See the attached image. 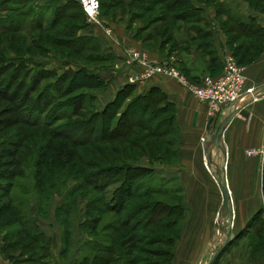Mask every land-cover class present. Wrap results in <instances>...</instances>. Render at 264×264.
<instances>
[{
    "label": "crops",
    "instance_id": "obj_1",
    "mask_svg": "<svg viewBox=\"0 0 264 264\" xmlns=\"http://www.w3.org/2000/svg\"><path fill=\"white\" fill-rule=\"evenodd\" d=\"M189 1L200 9L202 19L194 21L196 25L191 27L194 34L188 39L191 45L185 46L186 54L176 63L184 64L177 68L188 81L197 83L205 75H220L226 59L232 57L246 68L250 87H263L264 0ZM248 20L253 25L251 33L237 38L235 35L242 30L241 22ZM105 21L109 23L108 28L91 23L82 31L95 35L102 54L110 56L98 71L105 86L94 89L97 108L102 109L128 83L135 85L138 94L158 88L175 108L174 156L154 164L145 156L140 160L141 165L153 167L157 173L182 184L185 211L171 264H204L218 229L224 236H227V230L229 234V220L231 234L227 241L240 236L219 258L218 264H264V156L247 154L248 150L264 148V91L255 98L243 100L234 111L233 108L226 109L213 120L208 105L198 101L176 78L164 75L143 78L141 65L126 63L124 48L128 46L147 50L154 61L168 60L132 31L128 19ZM244 38L251 41L249 47L235 49ZM185 73L190 75L189 78ZM230 113L221 147H217L213 142L214 133ZM219 153L225 155L226 170L217 159ZM224 181L229 189L230 204L222 228L219 223L223 204L220 182ZM53 210L54 207L48 217H41L40 223L51 239L54 264H69L62 255V233L55 224ZM259 210H262L261 221L246 230L250 219ZM3 235L0 234V264H14L5 257ZM211 261L212 257L209 264Z\"/></svg>",
    "mask_w": 264,
    "mask_h": 264
},
{
    "label": "trees",
    "instance_id": "obj_2",
    "mask_svg": "<svg viewBox=\"0 0 264 264\" xmlns=\"http://www.w3.org/2000/svg\"><path fill=\"white\" fill-rule=\"evenodd\" d=\"M208 1L214 2V0ZM0 2L3 3L2 1ZM71 3L72 1H68L55 8L53 12L54 15L50 18L54 19L52 22L55 23V19H79V15L76 17V15H73L75 13H72L71 15L67 13V11L72 8ZM102 3L103 1L100 0V19L104 18L107 14H101ZM74 4L78 7L81 19H84V16L87 19L80 1L75 0ZM106 4L108 7H113L117 4V1L106 0ZM127 6L130 11L129 13H131V9L138 10V12L133 11L134 15L129 17V27V22L132 20L130 18H143L147 15L146 13L148 11L151 12L156 6H160L158 7V10L161 11V15H157L156 17L161 20L171 18L176 19L177 21H185L187 19H193V21H195L202 19L200 16V9L193 6L189 0H132ZM216 6H218V2H216ZM39 7L42 6H30L24 15H22V18L30 19L31 24H35L36 19H43L45 14L43 17H41V14L42 9L45 7H42L41 9ZM174 8L181 9L174 13L173 16H170L169 14ZM249 20L241 22L242 30L235 35L237 38L241 37L243 34L249 35L251 33L253 25ZM90 25L91 23L86 25L84 29H87ZM36 27L37 28L28 27L25 31L30 34L36 29H43L42 23ZM176 27H178V29H183V25H176ZM168 30H170V27L169 25H166L163 32ZM0 32L4 33L9 31L3 30ZM136 34L138 35V33ZM142 39L146 42L152 41V38L150 37ZM91 41H95L96 44L90 45ZM245 45L246 43L242 41L235 46V49H240ZM74 46L78 47V54L85 48L100 50V58L102 60L100 62L108 61L110 58L109 55L104 56V54H102L101 45L98 42L97 37L93 34L87 32L79 33L78 42ZM21 61L22 59H16L15 63L12 65L10 59H5L4 61H0V64L6 63L9 66L11 64V66L16 67L14 80H18L17 73L19 70L20 72L21 70H25L24 74L29 78V68L25 66L18 67L17 65L20 64L19 62ZM24 62L25 61H23L21 65L24 64ZM6 70H8V68H6L5 71ZM43 72L51 74L50 71ZM41 73L42 72L39 71L32 76L33 82L24 90L20 99V104L17 101L18 92L19 89L23 87L24 83H21V85L18 83L19 85L17 84V86L11 91V101H15V105L18 107L20 105V107L23 108L25 106L28 107L26 104H29L27 112H34L36 114L35 116L38 117L36 122H33V126H39L43 123L41 119V111L43 113H48L51 106L55 108V105L58 104V100L70 96L76 89L83 90L84 88H91L94 92V89L103 88L105 86V81L101 79L99 72H90L84 68V66H79L72 72L69 78V83L66 87H64L66 75L63 74L59 77L57 76L56 81H51L45 84L35 95V98L30 99L37 90L34 82H38ZM185 74L189 78L188 73ZM12 79L13 77H11V81ZM11 81L7 80L6 83H11ZM135 88V85L132 83L124 85L117 92L116 96L100 110L94 109V104L97 100L96 95L91 92L86 93L82 91L81 93H78V95L68 97L66 99L68 105L65 106L63 110L60 109V111H58L59 114L54 117L61 120L78 116L77 128L73 129L74 132H76L73 139L76 140L78 146L101 144L107 149L111 148L112 152L116 154V158L114 159L119 162L111 163L110 166L101 168L94 173H87L79 166V162L82 161L83 158L78 155V168L74 170V176L78 178H81L82 176V179H85V181L81 184L87 187L90 186V189L85 188L83 193L84 196L87 197L86 213L88 215L83 225L86 227L85 230L88 234L96 233V238H92L90 241L84 243L82 249L84 251H82V254L79 255L78 258H75V261L74 259L71 260L69 264H73V262L74 264H119V262L121 264H171L173 261V251L171 252L157 247L156 249L141 248L138 246V243H149L153 244V246L156 243H162L170 247H175L176 241L179 237L181 221L184 216V202H182V204L177 203L173 205L160 199L148 198L151 194L167 193L162 191L160 186L155 185V187H153L151 183H146V181H141L134 185V180L143 175L148 176L151 180L157 179V177L159 178L157 179L158 181L173 180L157 173L153 167L141 165L140 160L142 158L141 156L144 155L150 159L152 164H154L155 162L167 161L169 157L174 156V142L173 140L172 142L169 141L167 136L174 131L175 108L174 105L167 100L166 95L158 88H152L145 94L136 93ZM8 89L9 88H5L2 92L4 98L8 95ZM85 99H87V101H85ZM28 101L30 102L28 103ZM86 102H89V104ZM70 105H72V108L69 107ZM35 118L32 119L35 120ZM69 130L70 129L65 130L64 132L71 133ZM68 136L72 138L71 135ZM14 138L17 139V141L12 140L10 143L12 148L7 147L6 154L13 158L16 157L19 152H23L25 155L29 150L21 151V141L18 140V137ZM7 141L8 140L6 139L3 143L6 144ZM114 142H117L118 144L112 146L111 144ZM164 144L167 146L172 145L173 148L170 152H168L167 149H163ZM33 146L35 147L36 144ZM40 147L42 146L37 147V149L40 150ZM105 148L102 149V147H99L95 149L102 154V157L109 158L108 154L106 152L104 153V151L107 150ZM0 149L5 150L1 147ZM161 153L162 155L159 156ZM25 160L27 161L26 158ZM65 162L67 163V161ZM36 163L37 166L43 164V160L40 156L38 161H35V164ZM16 164L15 159H13L12 165L16 166ZM24 168L23 165L19 170L12 169L11 171H6L5 169H0V178L11 180L0 189L1 191L3 190L4 194H8L15 185L12 180H14L17 175L23 176L27 179L30 177L34 178V187L37 193H40L42 190L41 186L44 184L42 179L52 181V179L48 178L49 174H54V176L56 175V178L60 179L58 176L59 171L52 167L46 168V172L38 167L34 173H29V175L25 173ZM61 173L67 174V170ZM19 181L20 180H16L17 186H19V184L22 185V182ZM114 181H119L120 185L115 192L109 193L108 188ZM45 189L46 187L44 190ZM96 191H100L101 194L96 193ZM179 191L182 192V187H180ZM65 197H69L68 193L67 195H64V198ZM137 197L140 198V201H133ZM36 200L39 204V197H36ZM7 206L9 207L8 203L4 205V207ZM4 207H0V216L6 211V208ZM35 207L38 206L36 205ZM12 209L15 213L14 220L20 223L19 233L23 234L30 241L21 245L15 261H13L11 257L9 258L14 264H52L54 261L53 255L50 252L51 239L41 226V217L32 216L31 214H35L32 211L31 214H29L15 206ZM262 210H259V212L250 219L246 230L259 224L261 221ZM108 212H113L116 217L112 218L111 221L107 222L99 231H97L98 224L102 220L103 214ZM56 213L58 215L59 212L57 211ZM119 218L122 219L120 223L118 221ZM127 227L131 230L141 227L142 229L149 230L152 235L151 237H148L147 235L136 236L134 234H129L127 236L124 232H121L123 228ZM160 229L168 230L169 232L171 231V233L161 232L159 231ZM7 236L9 235L5 232L3 240H5ZM239 236L240 235H237L232 239H229L226 246H223L224 250L219 256H215V259L211 264H217L219 258L234 243V239ZM67 238V235H64L63 242L66 243ZM9 246L8 243L3 245L4 253ZM65 250L66 248L63 247V256L66 252ZM136 251H143L153 256H162L165 259H143Z\"/></svg>",
    "mask_w": 264,
    "mask_h": 264
},
{
    "label": "rangeland",
    "instance_id": "obj_3",
    "mask_svg": "<svg viewBox=\"0 0 264 264\" xmlns=\"http://www.w3.org/2000/svg\"><path fill=\"white\" fill-rule=\"evenodd\" d=\"M0 1L3 2H0V31H9L4 33L0 32V61L10 59L13 65L16 59H22V61L19 62L20 64H17L18 67L25 66L28 67L30 71V76L28 78V76L24 74L25 70H21V72L19 70L17 73L18 80H14L16 67L11 66V64L9 66L6 63L0 64V147L5 149H0V169H5L6 171H11L12 169L19 170L20 167L24 165L25 173L29 175V173H34L38 167L45 170V172L47 171L46 168L52 167L53 169L59 171L58 176L60 177V179H58L56 178V175L54 176V174H49L48 178L52 179V181L42 179L44 184L41 186L43 191L41 190L40 193H37L35 190L34 178L30 177L27 179L20 175H17L14 180H12L15 185L8 192V194H4L3 190H0V207H4L6 203L9 204V207H4L6 208V211H4V213L0 216V234H5L6 232L9 235L4 240V244L8 243L10 245L6 248L5 257H11L12 260L15 261V258H17L19 254L21 245L30 241L23 234L19 233L20 223L14 220L15 213L12 208L15 206L29 214H31L32 211L35 213L31 214L32 216L48 217L54 207L53 212L56 216L55 224L61 230L62 248H66L65 251L67 252H65L63 256L64 261L71 262L73 259L75 261V258H78V256L82 254V251H84L82 250L83 244L90 241L92 238H96V233L88 234L85 230L86 227L83 225L88 216L86 213L87 197H85L83 193L85 191L84 189H90V186L87 187L81 184L85 181V179H82V176L81 178L74 176V170L78 168V155L83 158L82 161L79 162V166L87 173H94L101 168L110 166L111 163L119 162L114 159L116 158V154L112 152L111 148L107 149L101 144L78 146L76 140L73 139V136L76 133L73 129L77 128L78 116L64 118L61 120L54 117L59 114L58 111H60V109L63 110V108L68 105L66 101L68 97L78 95V93H81L82 91L86 93L94 92L91 88H84L83 90L76 89L70 96H66L58 100V104L55 105V108L51 106L48 113H43L41 111L40 113L43 123L39 126H33V122H36L38 117L35 116L36 114L34 112H27L29 104H26L28 107L25 106L23 108L20 107V105L19 107L15 105V101H11V91L18 83L20 85L21 83H24L23 87H21L18 92L17 101L20 104V99L24 90L31 85L33 82L32 76H34L36 72L40 71L42 73L38 82H34L37 90L30 99L35 98V95L45 84L51 81H56L57 76L59 77L63 74L66 75L64 84V87H66L69 83V78L72 72L79 66H84V68L90 72H98L101 69V66L103 67L107 61L100 62L102 61L100 58L101 52L97 49L91 50L85 48L78 54V47L74 45L78 42L79 33H86L82 31L85 30L84 27L86 25H89V22L85 16L84 19H81L78 7L74 4L75 0ZM68 1H72V8H70L67 13L70 15L75 13L73 15H76V17L79 15L80 18L55 19V23L52 22L54 19L50 18L54 15V9L58 7V5H63ZM102 1L101 14H107L104 18L100 19L101 24L99 25L103 24L105 28L109 27L107 25L109 23L105 20L121 22L128 19L129 21V17L134 15L133 11L138 12L137 9H131V13H129L130 11L127 5L132 0H116L117 4L113 7H108L106 0ZM40 5L45 7L42 9L41 14V17L45 14L43 19H36V23L31 24L30 19L22 18V15H24L30 6ZM42 7L39 8L41 9ZM158 7L160 6H156L151 12L148 11L146 13L147 15L143 18H130L132 19L129 22L130 27L132 31L138 33L140 38H152L149 45L158 50L162 55L168 57V60L174 66L181 68L184 64L176 63L186 54L185 50H183L185 46L191 45L189 40L194 34L191 27H195L196 22H194L193 19H187L185 21H177L176 19L171 18L161 20L156 17L157 15H161V11L158 10ZM181 8H174L169 15L173 16L174 13L179 11ZM41 23L43 25L42 30L36 29L30 34L25 31L28 27L37 28L36 26ZM166 25H169L170 30L163 32ZM176 25H183V29H178ZM242 41L246 43V47H249L248 44L251 43V41L248 38H244ZM95 44V41L90 42V45ZM23 61L25 62L21 65ZM6 68H8V70L5 71ZM43 71H50L51 74L44 73ZM11 77H13V82L11 81ZM7 80H10L12 84L10 82V84H7ZM5 88H9L7 90L8 95L6 98H4L2 94ZM85 101H87V99H85ZM29 102L30 101H28V103ZM86 103L89 104V102ZM69 107L72 108V105ZM94 107V109L100 110L97 108L96 102ZM32 118H35V120ZM68 129H70L69 131H71L72 134L64 132ZM68 135H71L72 138ZM176 135L177 131L174 129V131L167 136V139L171 142L172 140L175 142L174 137H176ZM14 137H18V140L21 141V151L29 150L25 155L23 152H19L17 156L13 158L12 156L6 154L7 147L12 148L10 144L12 140L17 141ZM6 139L8 141L4 144L3 142ZM117 142H114L111 145H117ZM34 144H36L35 147L33 146ZM39 146H42L40 147L42 150L37 149ZM99 147L107 149L104 153L106 152L109 158L101 156L102 154L95 149ZM172 148V145L167 146L164 144L163 146V149H167L168 152H170ZM161 155L162 153L159 154V156ZM39 156L43 160V164L37 166L35 161H38ZM224 156L225 155L220 153L217 154V159L222 162L223 170L226 167ZM141 157H144V155ZM13 159H15L17 163L16 166L12 165ZM65 161H67V163ZM66 170L67 174L61 173ZM157 179L159 178L157 177ZM157 179L151 180L148 176L143 175L134 180V185L141 181H146V183H151L153 187H155V185L160 186L162 191L167 194H151L148 198L160 199L173 205L177 203L182 204L183 194L179 191L180 187H182L181 181H158ZM16 180H20L19 182H22V185L19 184V186H17L16 183L18 181L16 182ZM8 181L11 180L0 178V189L3 188V185H5ZM119 185V181H114L108 188V192H115ZM45 187L46 189L44 190ZM67 193L69 197L64 198V195H67ZM96 193L101 194L100 191H96ZM36 197H39V204L37 203ZM133 201H140V198L137 197ZM36 205L38 207H35ZM57 211L59 212L58 215L56 213ZM114 217H116V215L113 212L103 214L102 220L98 224L97 231H99L103 225L111 221ZM118 221L120 223L122 219L119 218ZM228 224L230 225L229 234H231V220L228 221ZM159 231L171 233V231L169 232L168 230L160 229ZM121 232H124L127 236L129 234H134L136 236L147 235L148 237H151L152 235L149 230L142 229L141 227H138L135 230H131L127 227L123 228ZM218 232L220 235L217 234L213 239L210 251L207 252V256L204 259V264H209L210 258L212 257L213 259L219 248L227 241L226 238L228 237L224 236L219 229ZM64 235H67L68 237L66 243L63 242ZM138 246L146 249H156L157 247L159 249H165L171 252L173 251L174 253V247H170L162 243H156L154 246L149 243H138ZM136 252L141 255L143 259H165L162 256H153L143 251ZM119 264L121 263L119 262Z\"/></svg>",
    "mask_w": 264,
    "mask_h": 264
},
{
    "label": "built area",
    "instance_id": "obj_4",
    "mask_svg": "<svg viewBox=\"0 0 264 264\" xmlns=\"http://www.w3.org/2000/svg\"><path fill=\"white\" fill-rule=\"evenodd\" d=\"M89 23L101 24L100 0H79ZM127 64H139L143 67V78L155 75L173 77L184 84L194 97L208 105L210 116L215 119L228 108L237 109L245 99H251L254 87L247 84L246 68L232 57H228L220 75H205L200 82L191 83L185 75L170 61L157 62L150 58L147 50L135 47L124 48ZM253 98H255L253 96ZM232 111V112H233ZM248 155L264 156V148L247 151Z\"/></svg>",
    "mask_w": 264,
    "mask_h": 264
},
{
    "label": "water",
    "instance_id": "obj_5",
    "mask_svg": "<svg viewBox=\"0 0 264 264\" xmlns=\"http://www.w3.org/2000/svg\"><path fill=\"white\" fill-rule=\"evenodd\" d=\"M264 91V86L263 87H258L255 88L253 91V95L251 97V99L256 96H258L260 93H262ZM232 113H230L217 127L215 133H214V137H213V142L217 147H221V141H222V136H223V132L225 130L226 124L229 121L230 117H231ZM220 189L222 191V195H223V204H222V208L219 214V223L221 225V227L223 228V220L224 218L227 217L228 213H229V204H230V193L227 187V183L226 181L224 182H220ZM228 238H230V234H227ZM229 241H227L223 246L225 247L226 244ZM224 247H222V249H219L216 253L215 256H219L221 254V252L224 250ZM215 257L212 259L211 263L214 261Z\"/></svg>",
    "mask_w": 264,
    "mask_h": 264
},
{
    "label": "bare ground",
    "instance_id": "obj_6",
    "mask_svg": "<svg viewBox=\"0 0 264 264\" xmlns=\"http://www.w3.org/2000/svg\"><path fill=\"white\" fill-rule=\"evenodd\" d=\"M229 190V189H228Z\"/></svg>",
    "mask_w": 264,
    "mask_h": 264
}]
</instances>
